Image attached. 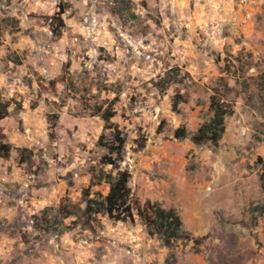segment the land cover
I'll use <instances>...</instances> for the list:
<instances>
[{"label":"rangeland","instance_id":"rangeland-1","mask_svg":"<svg viewBox=\"0 0 264 264\" xmlns=\"http://www.w3.org/2000/svg\"><path fill=\"white\" fill-rule=\"evenodd\" d=\"M114 7L0 0V131L11 146L0 157V264H264V213L254 211L264 206V0H132L128 23ZM170 71L182 83L162 92ZM176 93L188 102L174 112ZM215 94L235 109L219 146L176 139L211 119ZM108 107L126 140L114 166L99 145L113 133L94 116ZM118 170L130 172L133 200L178 212L185 237L173 249L137 216L80 219ZM45 215L70 229L47 233Z\"/></svg>","mask_w":264,"mask_h":264},{"label":"trees","instance_id":"trees-1","mask_svg":"<svg viewBox=\"0 0 264 264\" xmlns=\"http://www.w3.org/2000/svg\"><path fill=\"white\" fill-rule=\"evenodd\" d=\"M114 2L115 7L112 13L117 15L125 23L137 18L132 11V0H114ZM64 12L65 9L60 6V11L52 18L53 22L50 26L52 34L56 38H60L63 33L62 28L65 24L62 15ZM178 77H180V74H173L170 71L157 83V87L162 92H165L173 84L182 83L181 80H178ZM186 102H188L187 96L176 93L172 97L173 111L177 112L180 104ZM210 111L212 112L211 119L203 123L195 133H190L185 126H181L175 131V138L178 140L189 139L195 146L199 147L206 145L218 147L227 130V119L235 114V109L231 103L221 99L218 94H215L211 97ZM8 116L9 105L0 102V120ZM94 116H99L104 122V129L113 133L110 142H107L105 145L102 144V137L99 140V145L106 147L109 152V156L103 157L102 164L114 166L123 159L126 144L125 137L119 130V127L112 122L115 116L112 107H108L104 111H97ZM1 138L3 136L0 131V157L8 159L11 153V146L1 142ZM139 148L143 149L144 144H139ZM112 156H116V159L112 160ZM257 164L262 168L260 183L261 190L264 194V159L258 158ZM130 179L131 174L127 170H118L116 176L108 174L106 176V182L110 185L109 193L102 200L96 198L87 199L86 207L82 211V214H80V219H84L85 223L91 225L95 215L98 214H106L110 219L122 222L134 221L137 216L147 228L150 236H156L164 248L173 249L175 243L183 240L185 237L183 222L178 212L173 208L165 209L158 202L148 200L142 206L138 200H133L132 190L129 187ZM254 211L264 213V206H256ZM44 219L48 223V227H46L47 233L56 232V234L61 235L67 229H70V227L63 228V221L58 215L52 222L46 215ZM169 258H174V255H169ZM167 263L171 264L168 261Z\"/></svg>","mask_w":264,"mask_h":264}]
</instances>
